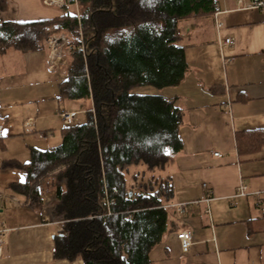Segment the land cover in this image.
Returning <instances> with one entry per match:
<instances>
[{"label":"trees","instance_id":"16d2710c","mask_svg":"<svg viewBox=\"0 0 264 264\" xmlns=\"http://www.w3.org/2000/svg\"><path fill=\"white\" fill-rule=\"evenodd\" d=\"M7 2L0 0V9ZM219 2L79 0V18L67 11L27 23L0 20V55L50 51L48 39L66 34L71 49L60 100L91 103L84 121L61 130L59 145L31 148L29 162L3 165L26 173L24 183L10 188L28 205L41 202L46 189L54 191L56 260L153 264L151 252L176 231L174 183L163 172L179 151L184 111L177 98L135 90L184 81L182 25L214 17ZM262 145L261 131L239 136L243 153Z\"/></svg>","mask_w":264,"mask_h":264},{"label":"crops","instance_id":"0c3cea01","mask_svg":"<svg viewBox=\"0 0 264 264\" xmlns=\"http://www.w3.org/2000/svg\"><path fill=\"white\" fill-rule=\"evenodd\" d=\"M219 7L217 17L182 25L189 71L179 86L135 90L177 98L184 111L179 151L172 152L165 174L174 183V205L183 204V211L176 231L151 252L153 264H264V9H241L238 0H220ZM67 11L75 7L8 0L0 20L27 23ZM49 56L13 49L0 55V223L9 230L0 264H83L54 258L60 230L51 217L54 191L46 189L41 202L28 205L10 188L24 183L26 173L3 168L9 160L29 162L31 148L59 145L66 126L61 113H75L76 120L83 111L73 109L80 103L60 100L66 74L50 68ZM254 131L263 132L262 147L241 152L239 136ZM241 185L245 196L238 195ZM183 232L193 241L187 253L178 239Z\"/></svg>","mask_w":264,"mask_h":264},{"label":"built area","instance_id":"2783aa9c","mask_svg":"<svg viewBox=\"0 0 264 264\" xmlns=\"http://www.w3.org/2000/svg\"><path fill=\"white\" fill-rule=\"evenodd\" d=\"M42 3L47 7H55L59 9H65L68 7H75V11L71 12L72 15L80 17V9H79V0H41ZM239 8L241 9H264V0H238ZM221 13V9L219 6L215 8L214 16L217 17L218 14ZM217 26H220V23L217 22ZM61 39L59 37H50L48 39V44L50 46V56H49V62H50V68L54 69L57 67L58 63L62 60V57L64 56L63 51H60V47L66 45V50L69 51L71 47L67 45V39L65 36L61 35ZM61 41H63L61 45ZM226 44L232 45L233 40L227 39ZM60 52V53H58ZM59 60V61H58ZM58 61V62H57ZM62 62V61H61ZM62 118L64 119V123L66 125H71L75 122L76 114L63 111L61 113ZM238 195L245 196L247 195V188L244 185H241L238 189ZM179 210L183 211L182 207L183 204L178 205ZM110 214V213H109ZM9 230L2 226L0 223V248L1 244L3 243V236L8 232ZM178 239L181 243V249L184 253H187L191 246L193 245L192 236L190 232H183L178 234Z\"/></svg>","mask_w":264,"mask_h":264},{"label":"rangeland","instance_id":"374dc122","mask_svg":"<svg viewBox=\"0 0 264 264\" xmlns=\"http://www.w3.org/2000/svg\"><path fill=\"white\" fill-rule=\"evenodd\" d=\"M50 8H54V7H50ZM79 9H80V4H79ZM61 35H63V36H65V38L68 40V37H67V35L66 34H64V33H61V34H59V35H55V36H52V37H55V38H57V37H59V39H61ZM62 43H63V41H61V45H62ZM60 51H63V53H64V56L62 57V62L60 61L57 65V68H65V66H66V64L68 63V56H67V54H66V45H64V46H61L60 47ZM58 53H60V52H58ZM59 61V60H58ZM57 61V62H58ZM56 68V67H55ZM157 91V90H156ZM158 91H160V90H158ZM73 104V105H75V103H80V104H82V107L80 108V107H73V109H77V108H79V110H83V111H80V112H78V116H77V119L75 120V121H78V119L80 120V121H84L85 120V112H86V109L88 108V101L87 100H84V99H79V100H74V101H66L65 102V104H66V106H67V104ZM56 146V145H55ZM163 174L165 175L166 174V170L163 172Z\"/></svg>","mask_w":264,"mask_h":264}]
</instances>
